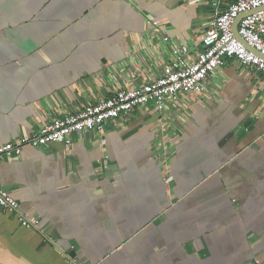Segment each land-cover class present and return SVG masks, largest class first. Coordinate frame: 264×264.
<instances>
[{
  "label": "crops",
  "instance_id": "obj_1",
  "mask_svg": "<svg viewBox=\"0 0 264 264\" xmlns=\"http://www.w3.org/2000/svg\"><path fill=\"white\" fill-rule=\"evenodd\" d=\"M233 1L0 0V146L158 75L171 44L146 36L149 18L192 59ZM0 187L39 220L0 210V264L264 263V75L229 59L162 113L24 147Z\"/></svg>",
  "mask_w": 264,
  "mask_h": 264
},
{
  "label": "built area",
  "instance_id": "obj_2",
  "mask_svg": "<svg viewBox=\"0 0 264 264\" xmlns=\"http://www.w3.org/2000/svg\"><path fill=\"white\" fill-rule=\"evenodd\" d=\"M216 6L217 4L213 3V7ZM242 14L248 15L242 18L237 26L239 37L264 57V0H234L218 13L209 22L200 39L203 49L192 59L180 48L175 47L173 41L168 38L166 21L149 18L146 25L150 33L146 36L155 37L159 48L161 45L167 49V43L171 44L168 63L162 67L158 75L140 85L113 91L102 101L84 106L77 114L64 115L50 124L44 123L29 138L20 137L14 142L0 146V162L19 158L26 146L38 148L56 143L68 149L73 144L74 136L83 132L101 133L108 124L128 116L134 108L148 106L154 112L162 113L166 110V103L169 100L178 96L202 94L209 79L215 76L229 59H234L243 67L253 68L264 75V59L248 51L234 37V21ZM147 45L152 46L149 42ZM160 158L163 171L168 172L170 158L166 150ZM107 167L106 163H102L100 169L104 171ZM170 179L168 176L166 182ZM0 210L15 215L22 227L38 226L39 220L21 214L18 202L1 187Z\"/></svg>",
  "mask_w": 264,
  "mask_h": 264
},
{
  "label": "water",
  "instance_id": "obj_3",
  "mask_svg": "<svg viewBox=\"0 0 264 264\" xmlns=\"http://www.w3.org/2000/svg\"><path fill=\"white\" fill-rule=\"evenodd\" d=\"M254 13V12H253ZM248 14H242L240 15L233 24V34L235 39H237L241 44H243V46L250 52L254 53L257 56H260L264 59L263 56H261L259 53H257L254 49H252L251 47H249L247 44L244 43V41L239 37L238 32H237V26L239 24V22L241 21L242 18H244L245 16H247Z\"/></svg>",
  "mask_w": 264,
  "mask_h": 264
}]
</instances>
